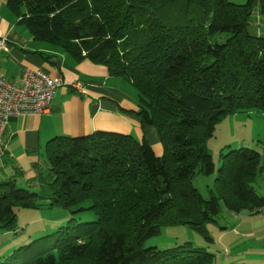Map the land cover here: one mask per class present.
<instances>
[{"label": "trees", "instance_id": "trees-1", "mask_svg": "<svg viewBox=\"0 0 264 264\" xmlns=\"http://www.w3.org/2000/svg\"><path fill=\"white\" fill-rule=\"evenodd\" d=\"M6 5L34 40L130 84L137 93L135 115L141 127L156 130L161 155L144 138L116 132L51 139L39 193L13 180L0 183V230H15L18 208H58L71 218L0 264H215L214 255L188 242L167 250L143 244L175 226L206 235L204 226L214 222L220 204L234 213L264 209V197L253 189L264 163L247 148L220 153L208 199L193 186L196 175L215 173L206 145L215 124L235 114L264 115V36L248 33L255 7L264 23V0ZM216 36L225 39L211 43ZM84 213L95 220L77 224L73 216Z\"/></svg>", "mask_w": 264, "mask_h": 264}, {"label": "crops", "instance_id": "crops-1", "mask_svg": "<svg viewBox=\"0 0 264 264\" xmlns=\"http://www.w3.org/2000/svg\"><path fill=\"white\" fill-rule=\"evenodd\" d=\"M2 41L0 76L5 81L18 86L24 70L36 69L51 78L60 77L62 86L44 114L8 120L1 137L0 183L13 180L31 192L42 190L48 175L44 148L56 137L116 132L144 138L154 154L161 155L158 134L153 127H141L135 115L137 99L125 91L127 87L109 77L105 67L78 62L58 47L34 40L6 0H0ZM72 85L81 86L82 91Z\"/></svg>", "mask_w": 264, "mask_h": 264}, {"label": "rangeland", "instance_id": "rangeland-1", "mask_svg": "<svg viewBox=\"0 0 264 264\" xmlns=\"http://www.w3.org/2000/svg\"><path fill=\"white\" fill-rule=\"evenodd\" d=\"M228 1L237 5L247 2ZM248 33L253 36H264V23L257 7L251 16ZM216 39L222 42L225 36H216L210 42ZM113 80L121 81L115 78ZM121 83L127 87L124 88L125 91L136 100L137 93L134 88L126 82ZM206 145L215 165V173L208 177L196 175L193 179V186L204 199H208L209 191L213 190L217 170L222 164L220 153L247 148L259 153L264 163V115L250 112L222 118L215 124L214 136ZM253 189L257 196L264 197V174L257 178ZM68 213L58 208L47 207L39 210L16 209L15 230H0V263L18 248L66 225L71 218ZM73 218L77 224L95 220L90 213L77 214ZM204 228L206 235L212 239L211 242L206 239V235L196 233L187 226H175L162 229L157 236L146 240L143 246L167 250L188 242L193 247L214 255L215 264H264V209L253 215L243 211L234 213L220 204L218 216Z\"/></svg>", "mask_w": 264, "mask_h": 264}, {"label": "built area", "instance_id": "built-area-1", "mask_svg": "<svg viewBox=\"0 0 264 264\" xmlns=\"http://www.w3.org/2000/svg\"><path fill=\"white\" fill-rule=\"evenodd\" d=\"M3 48L2 41L0 50ZM61 86L60 77L51 78L36 69L24 70L18 86L8 83L0 76V154L2 132L8 120L12 117L44 114ZM72 87L82 91L79 85Z\"/></svg>", "mask_w": 264, "mask_h": 264}, {"label": "water", "instance_id": "water-1", "mask_svg": "<svg viewBox=\"0 0 264 264\" xmlns=\"http://www.w3.org/2000/svg\"><path fill=\"white\" fill-rule=\"evenodd\" d=\"M165 198H167V197H165Z\"/></svg>", "mask_w": 264, "mask_h": 264}]
</instances>
